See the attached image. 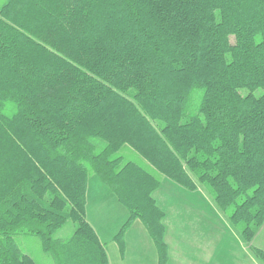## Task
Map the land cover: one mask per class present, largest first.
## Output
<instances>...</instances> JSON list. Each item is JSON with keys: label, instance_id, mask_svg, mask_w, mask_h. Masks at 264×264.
<instances>
[{"label": "trees", "instance_id": "1", "mask_svg": "<svg viewBox=\"0 0 264 264\" xmlns=\"http://www.w3.org/2000/svg\"><path fill=\"white\" fill-rule=\"evenodd\" d=\"M91 175L128 212L120 252L137 219L168 263L155 175L202 187L252 242L264 224V0H2L0 264H36L20 236L53 264H109L85 219ZM67 223L71 236L54 239Z\"/></svg>", "mask_w": 264, "mask_h": 264}, {"label": "crops", "instance_id": "2", "mask_svg": "<svg viewBox=\"0 0 264 264\" xmlns=\"http://www.w3.org/2000/svg\"><path fill=\"white\" fill-rule=\"evenodd\" d=\"M90 177L87 180L85 196V219L104 246L109 264H157L156 247L143 224L137 219L126 230L123 238L124 248L120 252L113 238L128 219V213H121L113 203L115 202L112 198L113 194L100 181H95ZM167 181L175 184L170 180ZM163 182L160 180V186L152 197L164 215L162 224L165 229L164 242L168 249L167 264H205L206 256L204 257L202 254V238L198 240L195 231L201 228L205 222L213 224L207 212L212 211L214 217L215 215L219 217L224 226L232 227V225L213 204L206 190H199L200 187H197L195 190L189 191L177 185L184 191L167 192L162 195L159 191ZM170 183L168 185L172 186ZM177 197L182 200L178 201ZM107 200H109V206L102 207ZM114 209L120 212V220L115 224H110V218L107 215L113 217ZM122 218L125 222L123 220V222H119ZM259 238L258 249L264 254V224L258 230L252 243L257 242ZM251 248L257 249L256 247L249 249Z\"/></svg>", "mask_w": 264, "mask_h": 264}, {"label": "rangeland", "instance_id": "3", "mask_svg": "<svg viewBox=\"0 0 264 264\" xmlns=\"http://www.w3.org/2000/svg\"><path fill=\"white\" fill-rule=\"evenodd\" d=\"M1 4L2 0H0V5ZM120 155H122L126 160L141 161L138 156L131 152L129 149L121 150ZM145 167L147 169H150L148 166ZM155 176L164 181L159 191V193H161L162 195L166 194L167 192L170 193L174 191H184V189L178 187L177 185L168 182V179L166 180L164 177H160L159 175ZM90 178L99 182L97 177L93 175H91ZM168 183H170L172 186H169ZM201 188L202 187H200L199 190L205 191ZM112 198L114 199L113 201H115L113 202L115 203V207L121 213H128L126 209L117 201V199H115V196L112 195ZM177 200L180 201L182 200V198L177 197ZM109 204V200H107L103 203L102 207H107L109 206ZM120 212H117L114 209V218L112 217V215H107V217L110 218V224H115L118 220H120ZM207 215L211 222H213V224H208L207 222H205L201 228L195 231L197 234V239L200 240V238H202L201 246L203 250L202 254L204 257L206 256L205 264H264V258L259 257L258 255L256 256L253 253V249L255 248L249 249L250 247H256L258 249L260 238L257 240V242H251V246L250 244H245L242 239H240L239 233L236 228L231 227L229 223V226H224L219 217H217L216 215L214 217V213L212 211H208ZM123 218L119 222H123ZM73 231L74 225L72 223H67L63 228H61L54 234L53 238L67 239L71 236ZM115 232L117 233V231ZM15 242L20 250L24 254L29 255L36 264H53L51 258L41 251L40 242L37 238H27L20 236L15 238Z\"/></svg>", "mask_w": 264, "mask_h": 264}]
</instances>
